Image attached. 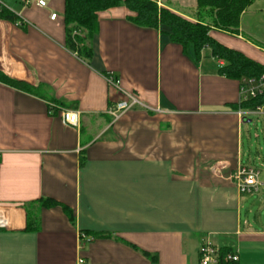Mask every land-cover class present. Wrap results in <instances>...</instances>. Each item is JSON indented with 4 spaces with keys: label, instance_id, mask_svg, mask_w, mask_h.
<instances>
[{
    "label": "crops",
    "instance_id": "1",
    "mask_svg": "<svg viewBox=\"0 0 264 264\" xmlns=\"http://www.w3.org/2000/svg\"><path fill=\"white\" fill-rule=\"evenodd\" d=\"M44 1L4 3L18 18L0 19V73L41 94L0 79V264H198L204 240L235 252L234 264H264V225L251 217L262 204L235 179L254 163L243 160L251 120L234 108L238 80L217 72L208 48L184 50L124 6L98 12L86 62L64 46V0ZM179 2L157 0L193 20L196 0ZM238 29L208 34L264 64L260 40ZM126 94L141 105L114 119L107 111Z\"/></svg>",
    "mask_w": 264,
    "mask_h": 264
},
{
    "label": "trees",
    "instance_id": "2",
    "mask_svg": "<svg viewBox=\"0 0 264 264\" xmlns=\"http://www.w3.org/2000/svg\"><path fill=\"white\" fill-rule=\"evenodd\" d=\"M254 0H196L195 17L188 19L172 10L159 6L157 0H64L63 25L64 46L77 54L79 58L88 62L92 57V39L97 32L98 12L111 7L124 6L130 14L127 20L135 25L150 28L163 27L171 41L179 43L185 50L191 45L196 53L204 48L210 50V55L222 63L218 65L217 72L225 77L237 79L242 77L257 78L264 74V64H261L246 56L239 50L229 48L212 38L208 32L211 28L238 34L240 16ZM18 16L5 4L0 5V19L14 21ZM22 21H18L21 24ZM2 81L15 85L29 93L41 95L36 87L15 81L0 73ZM264 103V90L261 95L246 101L237 102L236 110L252 108ZM53 107H57L54 102ZM62 107L75 108L73 104L60 102ZM83 164V161L80 162ZM37 203L42 207L60 205L69 214L70 209L49 198L40 199ZM27 204L23 207L26 208ZM29 214V213H28ZM31 214L27 221V229H36L37 221L32 219ZM98 235V234H97ZM105 234H99V237ZM231 251L228 247L219 248L218 264H234L223 260V254Z\"/></svg>",
    "mask_w": 264,
    "mask_h": 264
},
{
    "label": "built area",
    "instance_id": "3",
    "mask_svg": "<svg viewBox=\"0 0 264 264\" xmlns=\"http://www.w3.org/2000/svg\"><path fill=\"white\" fill-rule=\"evenodd\" d=\"M36 5L40 7L46 6L44 0H34ZM32 1L21 0L23 5H28ZM4 4L0 0V5ZM56 14L50 13L49 18L55 19ZM107 82L113 86L118 85V79H116L111 73L106 76ZM239 97L238 102L246 101L250 98H254L261 95L264 90V74H261L257 78L242 77L239 81ZM126 98L118 101L114 106L108 109V113L114 118H118L122 113L131 109L134 106L141 105V102L137 97L132 94H126ZM53 107V104H50ZM238 115L241 120L247 118H256L257 120L264 118V103L256 105L252 108L238 109ZM61 119L68 125L75 126L78 124V112L72 109H65L60 112ZM259 171L252 166L239 167L235 174L237 189L240 193H252L258 191L261 182L258 179ZM4 223H0V227H3ZM223 260L229 263H235L238 260V256L235 252L227 251L223 254ZM219 261V248L214 246L210 241L204 240L198 250V264H218Z\"/></svg>",
    "mask_w": 264,
    "mask_h": 264
},
{
    "label": "rangeland",
    "instance_id": "4",
    "mask_svg": "<svg viewBox=\"0 0 264 264\" xmlns=\"http://www.w3.org/2000/svg\"><path fill=\"white\" fill-rule=\"evenodd\" d=\"M1 1L13 9H16L19 2L21 3V0ZM173 1L175 6H177V4L179 7L182 6L179 2L180 0H172V2ZM183 1L187 4L192 2V0ZM240 27L244 29L245 36L250 38V40H254L255 38L259 39L260 46L264 50V0H254L253 3L246 8L245 13L240 16ZM250 120L251 121L247 122L246 127L241 130L243 152L249 157V159L244 158L243 160L244 162L254 161L252 167L259 171L258 179L262 182L264 179V121L261 119L257 120L254 117L250 118ZM248 196L251 197L253 202L255 200H260L259 203L262 204V208L258 206V203L254 204L251 217L255 218L257 220L256 222L259 221L261 225H264V187H262V184L259 186L258 191L252 192V194ZM244 214L245 210L242 212V215Z\"/></svg>",
    "mask_w": 264,
    "mask_h": 264
}]
</instances>
